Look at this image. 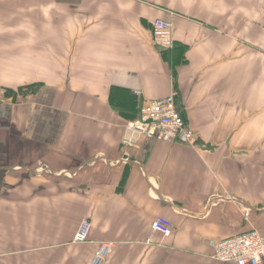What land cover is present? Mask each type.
Masks as SVG:
<instances>
[{
  "label": "crops",
  "instance_id": "crops-1",
  "mask_svg": "<svg viewBox=\"0 0 264 264\" xmlns=\"http://www.w3.org/2000/svg\"><path fill=\"white\" fill-rule=\"evenodd\" d=\"M0 84V264H234L215 243L264 234V0H0ZM172 93L196 145L127 128Z\"/></svg>",
  "mask_w": 264,
  "mask_h": 264
},
{
  "label": "built area",
  "instance_id": "built-area-1",
  "mask_svg": "<svg viewBox=\"0 0 264 264\" xmlns=\"http://www.w3.org/2000/svg\"><path fill=\"white\" fill-rule=\"evenodd\" d=\"M152 24L156 45L163 50L173 48L172 23L156 19ZM3 90L0 84V96ZM135 93L140 95L141 91L136 90ZM127 128L153 140L186 145L197 143L198 133L188 123L185 114L179 108L175 93L163 99L143 102L140 117L128 122ZM152 228L154 232L168 236L172 233L173 224L165 217H157ZM90 230L91 222L84 220L76 233L75 240L87 241ZM147 242L153 243L152 238H149ZM111 247L110 243H101L91 264H104ZM214 248V258L218 261L234 264H261L264 260V234L258 229H251L215 243Z\"/></svg>",
  "mask_w": 264,
  "mask_h": 264
}]
</instances>
